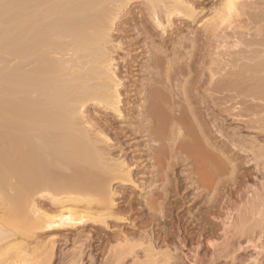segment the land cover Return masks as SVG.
<instances>
[{
    "label": "bare ground",
    "instance_id": "6f19581e",
    "mask_svg": "<svg viewBox=\"0 0 264 264\" xmlns=\"http://www.w3.org/2000/svg\"><path fill=\"white\" fill-rule=\"evenodd\" d=\"M249 1L216 0L213 10L214 20L211 25L209 23V26L205 27L204 33L201 29V35L187 39H183L181 34L178 35L182 37L180 40L184 42L188 50L191 46L193 49L195 43L202 41L205 53L197 58L193 56L195 60L192 61L191 53L188 55L174 50L175 53L184 54L181 55L185 57L184 60L189 58L188 61L187 59L183 61V64L178 59H174L175 62L167 61L169 58L164 60V45L161 43L160 47L158 44L156 47L148 29L153 27L164 33L177 19L196 23L200 10L198 11L194 0H0V264H26L28 257H32L33 251L47 249L48 246L50 251L38 253V256H42V260L49 264L52 259L53 242L43 245L42 242L39 244L35 240L39 232L51 231L55 226L74 227L90 223L97 225L98 229L99 225H103L105 229H111L112 226L117 227L120 224L135 227L136 224L130 222L128 215L134 210L136 199H128L127 202L126 196L123 195L125 190L133 188L140 189L141 209L144 207L149 211L145 217L149 225L156 229L152 228L148 231L150 227L148 222L147 225H143L148 229L145 228L147 231L143 230L141 234L139 233L141 241L137 238V234H135L136 237L131 232L130 235L133 238L136 237L141 243H129L131 242L129 238H125L127 235L122 236L124 240L118 237L119 234L116 235L120 241L115 237L118 244L109 247L107 251L109 252L107 255L111 256L112 260L110 262L105 259V262L107 260L110 264H122L131 256L130 264L177 263L175 261L178 259L174 260L175 258L172 257L174 255L171 256L168 253L171 252L169 244L178 242L184 249L183 242L186 241L189 244L194 238L195 231L191 232L192 229L188 227L192 223L184 225L183 216L179 217L180 213L176 212L178 203L181 204L179 201L183 199L182 195H187V193L179 192L181 190L180 181L167 180L166 171L176 169L178 165L188 166L195 188L207 193V191L214 190L213 186L217 185L215 182L219 180V176L220 178L224 176V179L220 181L225 180L226 169L229 168L226 167L225 156L222 159V155L218 154L220 158H216V153H212V150L208 148L209 140H204V133L207 134L206 136L210 133L200 129L202 127L195 123L198 119L193 121L192 108H190L191 111L181 104L179 107L176 106L178 103L175 104L176 99L174 98L177 95L176 98L183 99V93L181 95L178 92L179 94L175 95V92L171 91L174 97L169 94L170 92L166 93L169 90L165 92V87H169L165 84L179 81L177 83H181L183 89L179 84L172 86L180 87L181 92L185 93L191 86L187 87L190 78L184 79L188 78L189 75L186 76L188 72L189 74L194 72L196 76L194 80L191 78L193 80L192 89L195 90L194 93L196 90L203 93L202 98L207 104L203 107L198 104V108L204 109L202 112L208 113L213 109L208 104L217 99L227 104L229 99L233 98L230 95L233 93L234 98L240 99L237 100L239 110L234 109L233 106L230 108L236 110L235 115L242 117L243 113H250L251 116L256 117L251 119L252 117L249 116L251 117V120H248L250 124L246 121L249 125L255 126H253L254 129L251 128L252 130H256L259 124L264 123V118L257 117L262 112L258 111L262 108L260 99L264 97L262 96L264 94V0ZM135 4L141 5L142 10L138 11L141 13L136 20L132 13ZM241 16L248 17V21L246 20L248 25L246 23L245 26L250 27L247 29V34H244L246 37L241 36L245 39H239L240 34L236 39L232 36L233 41L228 45L234 51L236 50L234 52L238 56V59H235L236 62L242 63L232 64L231 69L236 68L232 72L228 68L231 62L228 63L226 58L221 57L217 69L214 70L211 67L214 59L207 60L208 56L206 58L209 53V41L218 35L216 32L222 34L224 30H228L232 24L231 18L238 19L237 17ZM127 24L128 28L138 27L137 32L142 37L137 40V43H143L141 46L137 43L123 41L122 35L125 32L123 27ZM200 25L202 26L201 23ZM113 33H117L116 39L118 40L113 39ZM222 44L225 50L228 45L226 43V46L223 42L220 46ZM185 46L183 50H186ZM115 49L125 51L126 59L130 65L132 64V68L137 69L136 72H141L143 69L142 72L146 73L149 81L151 79L154 83H145L144 86L143 82L136 79L129 86V81H124L122 75L117 73L118 69L116 70L114 64L116 59L112 56ZM200 51L202 52V49ZM145 54H148L147 61L142 62ZM220 55L223 56V52ZM179 57L176 56V58ZM228 59L230 61V57ZM179 60L182 59L179 58ZM217 74L222 77L216 78ZM136 83L139 84L136 85ZM128 88H133V90H128ZM123 92L132 93L137 98L136 101L130 100L125 93L126 98ZM165 93L174 98L167 97ZM188 97L191 99L190 96ZM243 98L245 100L250 98L253 101L250 108H247V101L245 103ZM258 99L261 101L260 109L257 108L259 107L256 103ZM178 102L181 103V100ZM137 103V109L140 108V110L138 117L133 118V110L136 109ZM244 104H246V107L243 106L245 109L241 107ZM90 106L97 107L96 111L101 115L99 118L92 116L93 114L89 111ZM124 106H129V111L126 113L123 110ZM241 108L244 110L243 113H241ZM225 110L222 111L225 112ZM110 115H113L115 120L108 118ZM116 121L124 127L116 128ZM202 124L201 122L200 125ZM210 125L215 130V124ZM261 127H264V124ZM261 127L258 126L257 130L260 128L261 131ZM128 134L130 137L138 134L141 139H144L147 151L141 150L139 143H135V140L133 143L130 142ZM109 135L114 142L108 137ZM250 139L248 142L251 141ZM227 141L231 142L229 139H226ZM255 141L254 139L253 142L257 144ZM249 144L247 148L252 145ZM259 147L260 150L254 147L257 152L262 149L261 145ZM244 149V151L248 150L245 147ZM253 152L255 151H251L252 154ZM256 153L254 156L258 157V159L256 157L258 162H262L260 160L264 158V155L258 153L263 156L261 157L255 155ZM144 156L148 157L149 161L143 159ZM254 156L251 157L253 158L251 162L255 161ZM259 164L261 163H258V166ZM168 191L178 195V197L175 196V201L172 202L169 198L165 201L166 194L170 193ZM36 195L48 201L49 205L57 206L59 208L57 213L42 211L33 198ZM118 195L124 203L127 202L125 211H123L125 214L122 213L119 202H117ZM198 195L200 194L197 193ZM223 196L225 197V194ZM255 197L259 199V196ZM223 207L226 206L223 204ZM180 210L178 208V211ZM199 210L203 211V209ZM211 210L215 209L210 207L206 208L205 212L203 211L200 216L203 222L206 221L208 213L213 215ZM255 211L258 212L257 208ZM217 218L220 217L217 216ZM217 218H215L216 221ZM201 219H199L200 224H202ZM253 219L256 220V218ZM225 221L222 222L224 227L228 224H223ZM209 224L212 223L209 222ZM230 225L228 224L229 227ZM204 227L201 228L203 230H200V234L196 231L199 235L195 236L198 237L196 242L190 243L197 250L204 248L203 240L213 229ZM197 228L200 229L198 226ZM226 231L222 234H226L228 232ZM236 234L232 235L236 236ZM230 238L229 241L228 238H224L223 245L213 244V250H211L215 252L220 247L222 253L223 251L227 253L228 244H230L228 242L232 240ZM232 242L234 243L233 240ZM143 243L144 246L146 245L143 248L146 254H143L144 260H140L137 254V256L132 255L135 247L141 245L144 247ZM159 243H162L160 247L163 245L166 249L162 248L164 252H154ZM31 245L37 248L34 250L32 247V254L29 251L26 256V249ZM192 246L191 251L194 247ZM175 249L173 252H177L179 248ZM24 250L26 255H24ZM191 251L189 253H192ZM229 252H231L230 248ZM5 253L11 254V258L3 259L2 256ZM229 254L231 253L227 256ZM25 256L27 259L23 260ZM30 259L28 262L35 263V260ZM75 261L70 263L81 264V258Z\"/></svg>",
    "mask_w": 264,
    "mask_h": 264
},
{
    "label": "rangeland",
    "instance_id": "374dc122",
    "mask_svg": "<svg viewBox=\"0 0 264 264\" xmlns=\"http://www.w3.org/2000/svg\"><path fill=\"white\" fill-rule=\"evenodd\" d=\"M194 1L196 2L195 4H196V6L198 8V11L200 10V13L197 14L196 23H191V22H189V20L177 19V20H175L174 23H171L170 27H168L167 30L164 31L165 34L164 33H161V31H159L158 29L155 30L153 27H151V25H149V27H151V28L148 29V32H149V35L152 34V39L154 40V44L156 45V47L158 45H159L158 47H160L161 43L164 45V51H165L163 53L164 60H167L169 58L167 61H171L172 60V62L173 61L175 62L174 59H176V60L178 59L179 62H181V63L184 64L183 61H185L186 59L188 61L189 58H186L184 60L183 58H185V57H182L184 54L183 55L181 54L182 56L180 55V53H182V52L185 53V54H188V55L191 53L190 55H191V60L192 61L195 60V58H194L195 56L197 58V56L204 55L205 54L204 51H203L202 41L197 42L198 44L195 43V46L193 45V49H192V46H191V48L189 47V50H188L187 47L184 45V42L182 40H180V39L182 37H183V39L197 37V36H199V35L202 34V32H201L202 30H203V33H204L205 27L206 26H209V23L211 25L212 21L214 20L215 13L213 12V10L215 8L214 3L216 2V0H194ZM251 1L252 0H250L249 2H251ZM254 1H256V0H254ZM133 7L134 8H132L133 9L132 13L134 15L133 17L136 20V17L140 16V13H141V12H138V11H142L141 10V5L135 4V5H133ZM246 17L247 16L237 17L238 19L231 18V21L230 22H232V24L229 23V24H231L230 25L231 28L229 27L228 30L227 29L224 30V33H222V34H219V32H216V34L218 33V35H216L215 37H212L213 40H211L212 38L210 39L211 41H209V51H208L210 54L207 53L208 55H206V58L208 56L207 60H213L214 59V64L211 66L212 68H214V70L217 69L218 64H219V60L221 59V57L222 58H226V60L228 61V63L231 62L230 64H228V65H230V66H228L229 69L233 68L232 64H239L240 65L242 63V62L240 63V61L236 62V60L238 59V56H236L235 53H234L236 50L234 51L228 44L233 41V40H231V37L232 36H234L236 39H238L239 35L241 34L240 37H239V39H240L241 36H245L244 34H247V29L250 26H248L247 28L245 26L246 23H247V21H248V17H247V19H246ZM200 23L202 24L203 27L200 25ZM233 25H235V26H233ZM247 25H248V23H247ZM182 27L184 29H182ZM123 28H124V31L125 32L123 31L124 33H123L122 36L124 37V40L123 41H125V42L137 43V40L142 37V36H139V33L137 32V28L138 27L131 26V27H129L130 28L129 29L128 28V24H127ZM236 28H239V29H236ZM126 29H128V30H126ZM239 30H241V31H239ZM191 32H193L192 33L193 35L191 34ZM116 34L117 33H113L112 34L114 40L117 38V35ZM180 34L182 36L181 38H180V36H178ZM223 35H224V37H223ZM172 36H174V37H172ZM219 36H221L223 39H221ZM225 37H226V39H225ZM227 37H229V38H227ZM247 38H249V37H247ZM241 39H245V38L242 37ZM116 40H118V39H116ZM223 42L225 43V45L227 43V45H228V46L226 45L227 48L230 47L228 50H226L227 48L224 50V48H223L224 45L223 44H222V46H220L221 43H223ZM142 44L143 43H137L138 46L139 45L141 46ZM179 44L182 45V46H180ZM210 44H211V46H210ZM201 45H202V47H201ZM184 46L186 47L185 48L186 50H183L184 49L183 48ZM124 47L125 46H123V48ZM217 47H218V49H217ZM220 47H222L223 50ZM200 48L202 49V52L203 53L200 51L201 50ZM179 49L181 51H179ZM213 49L218 50V51H215ZM174 50H178L177 52H180V53L179 54L177 52L175 53V52H173ZM146 51H148V49H146ZM222 52H223V56L220 55V54H222ZM113 53L114 54H112V56H114V58L116 59V62L114 63L116 65V70L117 69L119 70V71L117 70V73H119V75H122L121 77H123L125 79L124 81H129V84H128L129 86H131L136 79L138 81H140V82H143L142 84L144 86L146 84H152L151 82H153V81L151 79L149 81V79L146 76V73L142 72L143 69H142V71H141L142 73H141V72H136L137 69L132 68V64L130 65L129 62L127 61V59H126L125 51L115 49V50H113ZM224 55L226 57H224ZM124 56H125V58H124ZM146 56H148V54H145L143 56L144 58L142 59V62L147 61ZM167 56H169V57H167ZM176 56L177 57L181 56L179 58H181L182 60L180 61L179 58H176ZM228 57H230V61H229ZM234 60H235L236 63L234 62ZM232 62H234V63H232ZM185 66H187V65H185ZM228 68H226V69H228ZM234 69L236 70V68H234ZM234 69L233 70L231 69L232 72L235 71ZM231 70H229V71L231 72ZM188 71H190V69ZM190 73L191 74H189V72H188V74L186 75V76H188V75L190 76L191 75L190 77L188 76V78L187 77H185V79L183 78L184 80H186V79L188 80L190 78L188 80V83H187L188 86H187V84H186V86L188 88L191 86V88H189L190 90L187 89L185 93L184 92H181L182 91L181 89H183V88L181 87V83L180 84L177 83L179 81H177V82L175 81L173 83H169L168 82L169 85L168 84H165L166 86H169L168 88L165 87L166 90L164 89L165 92L167 90H169L166 93L170 92L169 94L172 95V96H174V97H175V95L178 92L180 94L183 93V95L181 94L183 99H181V97H180L181 103L178 102L180 100L178 99L179 97L176 98L177 95L174 98L172 96L170 97L169 94H166V93L165 94H166L167 97L169 96V98H174V100L176 99L175 104L178 103V104H176V106L178 105L177 107L183 105L185 107H188V109L192 108V110L195 111V112H193L190 109L192 111V114L194 113L193 114L194 115L193 121L198 119V121H196L195 123L199 124L198 126L204 128V129H202V128H200V129L201 130H204V132H207L208 131V133H210V135H208V136H210L209 138H208V136H206L207 134L204 133L205 134L204 135V137H205L204 140L205 141H208L209 140L208 141V144H209L210 147L208 146V148L212 150V153L213 152L216 153V154L214 153L215 154V157L217 156L216 158H220V156L222 155L223 157L221 156V158L223 159L224 156H225L226 158H224V160H225V162H227L226 163V167L229 168V169H226L227 172L225 174V180L224 181H220L221 179L222 180L224 179V176H222V178H220L221 176H219V180H217L218 178L216 179L217 182L219 181L220 183L219 182L218 183L215 182L217 185L214 184L216 186H213V189L214 190L211 191L212 193L211 192H208V191H207V193L206 192H202L201 189L195 188L196 186L193 185V183H192L193 182L192 175H191V171L188 168V166L184 167L182 165H178L176 167V169H173V170H170L169 169V170L166 171L167 180L173 181V182L174 181L175 182L176 181H178V182L180 181V183H179L180 186L179 187H180L181 190H179V192H181V194L187 193V195H182L183 196V199L179 201V202H181V204L178 203V205H177V207L179 208V210L180 209L181 210L178 211V208H177V211L176 212L177 213L178 212L180 213V214H178L179 217H182L183 216V222H185L184 225H186L188 223H192L191 226H189L188 228L190 230L192 229L191 232H194L195 231L194 232L195 235H194V238H192V241H193V239H194V241L193 242L191 241L190 243L191 244H194L196 242V239L198 237H195V236H199L198 234H200V232L203 230L201 228H203L205 225H207V226H205L204 228H208V227L210 228V227H212L213 229L212 228L211 229L215 232V233L212 232V230L210 229L211 230L210 233L207 234V237H205V239L203 240V243L205 245L204 248H199V250H197V249H195V246L194 245H193L194 246L193 247L189 243L193 247L192 248V251H191V249H190L191 246L189 244H187L186 241H184L183 242V244L185 245L184 249H183L182 245H180L177 242V243H174V244H169L170 245L169 251H171V252H168V251H166V252L170 253L171 256L173 254L174 255V256H172L173 259L174 258H175L174 260H177L178 259L175 262H177L179 264H190V263H193V261H194L193 264H264V219H263L264 218V164H263V159L264 158L263 159L261 158L262 160H260V161H262V162H258L259 161V160H257L258 157L256 156L257 157V159H256V157L254 156V153L257 152L255 150V148H256V146L259 143H260L262 149L264 148V127H261V125L263 126L264 123L261 122L262 124H259L258 125L259 127L262 128L261 131H260V128H259V130H257L258 129V126H257L256 130H252V129H254L253 128L254 125H249L250 124L249 121L251 119H253V118L255 119L256 117L251 116L250 113H243L244 110H242V108H241V113H243L242 114V117L241 116L238 117L237 115H235L236 110H232L233 108L232 109H230V108L233 106L234 109H238L239 110L240 109V106L237 103V100H240V99L239 98H234L235 95L233 93L230 94L231 96H233V98L229 99V101L227 102V104L225 103V101H222V100L217 99L214 102L211 101V103L213 102L212 104L211 103L208 104V106H211V108H213V109L209 110L210 113L209 112L208 113H205L204 111L202 112V110H204V109L203 108H198V106L200 105V106L203 107V106H207V104H206L205 100L202 98L203 97V93H200V91H198V90H196L197 93L196 92L194 93L195 90L192 89V85H193L192 84V81L194 80V78H195L194 76H196V74L194 72H190ZM192 73H194V74H192ZM144 74H145V76H144ZM217 75L215 76L216 78L222 77V75L221 76L220 75L217 76ZM156 78H157V76H156ZM189 83L191 85H189ZM137 84H139V83H136V85ZM173 84H175L177 86L179 84V86L181 87V89H179L180 87H174L175 85L172 86ZM187 87H185V88H187ZM173 88H174V91H173ZM177 88L179 89V91H177L178 90ZM130 89L133 90V88H128V90H130ZM170 89H172V90H170ZM171 91L173 93L175 92V95L171 94L172 93ZM125 93L127 94V92H125ZM125 93H124V95H125ZM188 94H190V95H188ZM195 94H196V96L197 95L198 96L196 97ZM127 96L130 97V98L128 97L130 100L137 99L134 95H132V93L131 94H127ZM127 96H126V98H127ZM188 96H190L191 99H188L189 98ZM262 96H264V94ZM263 98L264 97H262V99H260V97H259V99L262 100V102L259 101V99L257 100L258 102L255 101L258 104V106H259V103L260 102L262 104V108L260 106L257 107L259 109L261 108V110H258L259 112L262 111V112H260V116L257 115L258 118L259 117L260 118L261 117L264 118V101H263ZM177 99H178V101H177ZM244 100H245V98H243V101ZM172 101H173V99H172ZM246 101H247V103H246ZM251 102H253V101H251L250 98H246L245 103L248 106L247 108H250V105L252 104ZM179 104H181V105H179ZM246 104L241 105V107H243V106L246 107ZM137 107H138V103H137V106L135 105V108L136 109L133 108V109H135V110H133L134 111V114H132L133 118H137L138 117L137 115H138V111L140 110V108L138 110ZM214 107H215V110H214ZM224 107H226V108H224ZM223 108L226 109L225 112H223L224 111ZM96 109H97V107L90 106L89 111H90V113L93 114V115L92 114H90V115H92L94 118L95 117L96 118H99L101 115H100V113H98V111H96ZM123 110L125 111L124 113L128 112L129 111V106H124L123 107ZM248 111L249 110H247V112ZM94 113L97 114V115H95ZM205 114H209V115L206 116ZM248 114H250V115H248ZM244 115L245 116L247 115L246 116L247 118L244 117ZM261 115H263V116H261ZM112 116L113 115H110L108 118L115 120L114 119L115 117H112ZM249 116H251L252 118L249 117ZM246 121H248L249 124ZM116 122H117V123H115V127L116 128L124 127L123 124L118 123V121H116ZM201 122L203 123L202 125H200ZM210 124H213V125L215 124L214 125V127H215L214 129L215 130H213V127ZM248 126L250 128H248ZM211 127H212V129H211ZM220 128H222V129H220ZM219 129H220V131H219ZM209 131H211V132H209ZM221 131H223V132H221ZM214 132H216V133H214ZM218 132H220L222 135H219L220 133H218ZM223 134H224V136L227 135V134L228 135L225 136V138H224ZM128 136L130 137L129 134H128ZM137 136L140 137L138 134L137 135H134V136H131L129 138V140H131L130 142L133 143V141L135 140L134 142L135 143H139L141 150H143L144 152H146L147 151L146 150L147 149L146 148L147 147V144L143 141L144 139H141V137L138 138ZM108 137L113 140V138L110 135ZM223 138L225 139L224 140L225 142H226V139L231 140V142L230 141H227L226 142L227 146H225L226 144L222 140ZM253 138L256 140L255 142H257V144L253 142L254 141ZM234 139H235V142H234ZM249 139L252 142L251 141L248 142ZM113 142H114V140H113ZM205 143L207 144V142H205ZM249 143H251L252 145L249 144ZM231 144L233 145V147L234 146H236V147L233 148ZM243 144H245V145H243ZM248 144L251 145L250 148H247V147H249ZM253 145H254L255 148L253 147ZM260 145H258L256 149L260 148L259 147ZM243 146L246 149H248L249 152H248V150L247 151H244L245 149H244ZM251 147H253V149ZM262 149H261L262 153H261V151H258L255 155H260V154H263L264 155V150H262ZM217 150L219 152H216ZM250 150L251 151H255V152H253V154H252ZM258 150H260V149H258ZM258 153H260V154H258ZM253 156H254V160L255 161L254 162H251V161H253V158L251 159V157H253ZM260 156L263 157L262 155H260ZM143 159H146V161H147L149 158L148 157L145 158V156H144ZM258 163H261V164H259V166H258ZM262 165H263V167H261ZM189 173H190V175H189ZM147 178L151 179L150 176L149 177L147 176ZM221 183L222 184L224 183L225 185L224 184L222 185ZM160 188H162V187L160 186ZM135 189L136 188H133L132 190L131 189H127V190H125L123 192V195L126 196L127 202H128V199H132V198L136 199L134 201V207H133L134 210L131 213H129V215H128L129 216L128 219L130 220V222L136 224L135 225V227L137 226L136 229H135V227H132L130 225H127L126 226L124 224L118 225L119 227L118 226L117 227H115V226L113 227L112 226L111 229H105L103 225H99V227L101 229L100 228L98 229L97 228L98 227L97 225H96L97 226L96 227L95 224H92L91 225L90 223H87L85 225L84 224L75 225L74 227H70V226H61V227H58V226H55V227L52 228L51 231H45V232L44 231H41V232H39L37 234V236H36L37 237L36 238L37 240H35V241H38V243L39 242L40 243L42 242L43 245L46 244L47 242L48 243L49 242H53V244H52L53 245V248H52V251L53 252H51L52 253V259L50 258L51 261H50L49 264H71L70 263L71 261L72 262H76L75 260H78L80 258H81V264H103V263L104 264L105 263L110 264L109 262H107V260H109V261L112 260L111 259V256L107 255V254H109V252H107L108 249H109V247H113V245L115 246L116 244H118L117 242L120 241L121 238L124 240V237L126 235L127 236L125 238L126 239L129 238V240L131 241L129 243H132V242L133 243L134 242L135 243H137V242L139 243L141 240H140V236H138V235H140L143 230L147 231L146 229H148V228L150 229V230L148 229V231H151L152 228L153 229L154 228L156 229V227H152V226L149 225V221H147V217H145V216H147L146 214L149 211L148 210H145L144 207H143V209H141L142 208V205H141V202H140L141 201V198H140V194H139L140 193V189L139 188H137L136 190ZM149 189H147V190L149 191ZM190 191H191V193H190ZM199 191H200V193H199ZM168 192H170V193H167L166 194V200L165 201H167L168 198L172 202L175 201V199H176V197H178V195H175L174 193H172V191H168ZM197 193L200 194V195L197 196ZM223 194H225V197L223 196ZM255 196H259V199H257L258 197H255ZM117 197H118L117 198V202H119V207H121L120 209L122 210V213L125 214V212H123V211H125L124 208L127 206V202L124 203L122 199H119V197H120L119 195ZM33 198L35 199V201L38 204V207L42 211H45V212L51 213V214H56L57 211L59 210V208L57 206L51 205V204L49 205L48 201H46L42 197L40 198L39 195L38 196L36 195ZM139 199H140V201H139ZM225 200H226V202H225ZM165 201H160V202L164 203ZM214 203L216 204V206H215ZM223 204L226 207H223ZM227 204H229V205L227 206ZM210 207H213V209H215V210H211L212 213H213V215H211V213H208V215H207V217L205 219L206 221L204 220L205 222H203V219H201L200 216L203 213V211L205 212L206 208H210ZM224 208H225V210H224ZM256 208H257V211L258 212L255 211ZM199 209H203V211L202 210L200 211ZM216 209H218L219 211L216 210ZM256 214H258V216ZM217 216L220 217V218H217ZM224 217L227 218V219H225ZM145 218H146V220H145ZM215 218H217L218 220L216 221ZM253 218H256V220L253 219ZM199 219L202 220V224H200L201 221ZM219 219H220V222H219ZM223 220L224 221L227 220V222L225 221L223 224H225V225L227 223L229 225L231 224L230 227L228 226V224L224 227V225H222ZM147 222H148V225L151 228L150 227L147 228V226H145V227L143 226V225H147ZM209 222H211L212 224H209ZM140 224H142V226H143L144 229L142 228V226ZM239 225H240V227H239ZM128 226H130V227L128 228ZM197 226L200 228L199 230H198ZM166 227H168V226H166ZM102 229H103V231H102ZM223 229H226L229 233L225 230L227 233L226 234H222V233H225V231ZM196 231H199L198 234H196ZM127 233H129V234H127ZM235 233H237L236 236H233V235H235ZM130 234H132L133 236H136L135 234H137L138 237L137 236L136 237L140 241L136 237L133 238V236L130 235ZM116 235H118V237L120 236L119 237L120 239L117 238ZM223 235H225V237H223ZM122 236H124V237H122ZM130 236H131L132 239L130 238ZM232 236H233V238H232ZM115 237L117 239H119V240L116 241L117 239ZM230 237L232 238V240L234 241V243L232 242V240L230 242H228L230 244H228V251H227V253L223 251V253H224L223 254L222 251H220V249H221L220 247L218 248V250L220 252H218L217 249L215 250V252L212 251L213 250V248H212V245L213 244L214 245L218 244V246H219L220 244H222V241L224 242V240H223L224 238H228V241H229V238ZM208 243H210V244L208 245ZM111 244H112V246H111ZM160 244H162V243H159V245L156 246V248L158 247L157 248L158 250L155 249L154 252L155 251H158L159 253L160 252H164L162 250V248L164 246L162 245V247H160L161 246ZM231 245H233L234 248H231V247H233ZM34 246L35 245H31V247L29 246L26 249L27 255H26V251L25 250H24V253L25 254L24 253L23 254L26 255V256H28V252L29 251L31 253L33 251V249L35 250L37 248V247L35 248ZM141 246H138V247H141ZM143 246H144V243H143ZM188 246H190V248ZM32 247H33V249H32ZM138 247H135L134 248V252H133V255L132 256H137L138 255L137 257L139 259L141 258L140 260H144L143 259L144 258L143 257L144 256L143 254H146V253L143 252L144 251L143 248H145L146 245L144 247L139 248L140 250L138 249ZM159 247H160V249H159ZM48 248H49V246H48ZM48 248L47 249L42 248L43 250L33 251V254L31 253L32 254L31 255L32 257L29 256L28 259L31 258L30 259L31 261L35 260V263H32V264H39V261L41 262V260L43 258H42V256H38V253H42V252H44L46 250L47 251H50V249H48ZM173 248L174 249L175 248L176 249L179 248V249L178 250L175 249L177 252H173L174 251ZM180 248H182V249H180ZM229 248H230L231 252H229ZM163 249H165V248H163ZM233 249H235V252H233V255H232V251H234ZM190 251L192 253H189ZM46 252H44V253H46ZM228 253H231V254H229V256H227ZM26 256H25V258L23 257V260H26L27 259ZM2 257H3V259H7V258L9 259V257L11 258V254L8 255L7 253H5ZM187 257H189L188 260H186ZM130 258H131V256H129L125 260L126 262L123 261L122 264H124V263L125 264L126 263L127 264H130L131 263L130 261H132V259H130ZM224 258H225V260H224ZM28 259L26 260L27 261L26 264H28V263L31 264L30 262H28L29 261ZM105 259H107L106 262H105ZM159 261H160V259H159ZM171 262H173V261H171ZM47 263L48 262L45 263V261L42 260V263H40V264H47ZM160 263L161 262H159V264ZM72 264H74V263H72Z\"/></svg>",
    "mask_w": 264,
    "mask_h": 264
}]
</instances>
